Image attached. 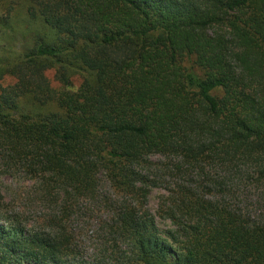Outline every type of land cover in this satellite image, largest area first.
<instances>
[{
    "label": "trees",
    "instance_id": "1",
    "mask_svg": "<svg viewBox=\"0 0 264 264\" xmlns=\"http://www.w3.org/2000/svg\"><path fill=\"white\" fill-rule=\"evenodd\" d=\"M0 25V173L30 183L0 189V264H264V0H0Z\"/></svg>",
    "mask_w": 264,
    "mask_h": 264
},
{
    "label": "rangeland",
    "instance_id": "2",
    "mask_svg": "<svg viewBox=\"0 0 264 264\" xmlns=\"http://www.w3.org/2000/svg\"><path fill=\"white\" fill-rule=\"evenodd\" d=\"M22 32L20 31H8L6 28L0 25V49H5V50H12L16 47H21L22 44V36L20 35ZM48 76L50 79L53 80V73L49 72ZM29 183V182H28ZM26 181H24L23 175L18 176L17 178H13V176H9L7 174H1L0 173V189L2 190L3 194L7 198L8 201H10L11 197L14 198L15 193L17 191H21L24 189V185L28 184ZM30 184V183H29ZM162 193V190L155 189L153 190L150 199H149V207L150 209L156 213L157 205L159 202V196ZM37 207L30 206V212H29V218H33L34 215H36ZM27 216L25 217H20L25 223V219L28 218ZM158 223L162 229H166L170 226L169 222L163 221L161 219H158ZM26 225V223H25ZM29 226V223L27 224ZM30 225H33L31 223ZM87 246L91 248L96 247L95 241H90L86 242ZM92 254L91 253H86L84 258H81L80 261H89L91 258Z\"/></svg>",
    "mask_w": 264,
    "mask_h": 264
}]
</instances>
